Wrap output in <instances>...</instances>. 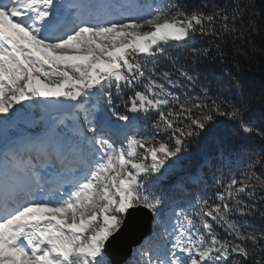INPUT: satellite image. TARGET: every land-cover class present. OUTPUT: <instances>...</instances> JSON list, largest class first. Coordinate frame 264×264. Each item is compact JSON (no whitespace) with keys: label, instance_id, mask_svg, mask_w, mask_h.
I'll return each mask as SVG.
<instances>
[{"label":"snow or ice","instance_id":"snow-or-ice-1","mask_svg":"<svg viewBox=\"0 0 264 264\" xmlns=\"http://www.w3.org/2000/svg\"><path fill=\"white\" fill-rule=\"evenodd\" d=\"M135 7L0 0V264H113L107 248L136 210L165 225L158 235L167 242L141 246L135 264H264V149L221 179L211 199L168 217L163 196L148 187L194 138L217 134V117L264 145V108L255 118L243 93L213 95L192 67L229 42L247 55L248 34L264 28V0L170 2L114 17ZM172 44L187 46L186 64L169 54ZM160 58L170 66H158ZM38 98L75 102L71 136L58 131L65 117H54L44 136L8 141L25 103ZM89 98L91 109L82 103Z\"/></svg>","mask_w":264,"mask_h":264},{"label":"trees","instance_id":"trees-1","mask_svg":"<svg viewBox=\"0 0 264 264\" xmlns=\"http://www.w3.org/2000/svg\"><path fill=\"white\" fill-rule=\"evenodd\" d=\"M170 2L195 5L200 0H168L167 4ZM246 42L248 43L247 55L241 53L240 41H237L235 45L229 42L222 45L220 51L212 48L214 58H209L206 62L193 64L192 67L195 73L209 79L213 95L217 94V90L229 98L243 93V97L251 103L252 111L250 114L258 118L261 109L264 108V28H261L259 33L250 32ZM194 43L200 47H211L212 40L209 37H197ZM253 48L256 49L255 52H253ZM168 52L176 57L180 64H186V45L172 44L168 46ZM155 63L165 69L170 66V62L164 58L156 60ZM148 67H153V64L150 63ZM229 76L232 77L231 81L228 79ZM237 81L241 82L239 87L235 86ZM230 84L233 86L230 87ZM169 90L175 91L170 87ZM189 91H191L190 87ZM25 108L28 111L24 119L34 122L37 126L43 124L44 120L37 118V115L41 116L44 110L40 98L35 103L26 102ZM214 123L217 128V134L214 137L200 136L194 138L189 143L187 150L181 153L178 158H173L160 174H153V176L148 177L150 190L154 191L157 185L180 176L184 171H193L198 162L210 152H219L220 156L227 154L219 160L220 164L224 165L225 168H230L231 173H228L227 176L238 175L246 169L250 158L264 149V145L258 139L242 133L238 126L228 121L227 118L217 117ZM141 129L149 132L147 125H143ZM228 154H231L234 159L229 158ZM196 201L187 202L188 204L180 206L179 209L187 210ZM172 210L173 208L166 207L164 208V214L171 216Z\"/></svg>","mask_w":264,"mask_h":264},{"label":"water","instance_id":"water-1","mask_svg":"<svg viewBox=\"0 0 264 264\" xmlns=\"http://www.w3.org/2000/svg\"><path fill=\"white\" fill-rule=\"evenodd\" d=\"M74 106L75 102L62 101L59 111L69 112ZM151 220L152 214L146 210H136L127 216L125 227L107 248L106 253L114 264H123L130 256L132 247L151 232Z\"/></svg>","mask_w":264,"mask_h":264},{"label":"rangeland","instance_id":"rangeland-1","mask_svg":"<svg viewBox=\"0 0 264 264\" xmlns=\"http://www.w3.org/2000/svg\"><path fill=\"white\" fill-rule=\"evenodd\" d=\"M135 18H137V17H135ZM135 18H132V19H135ZM48 101V100H47ZM49 102V101H48ZM158 222V220H156V223Z\"/></svg>","mask_w":264,"mask_h":264}]
</instances>
